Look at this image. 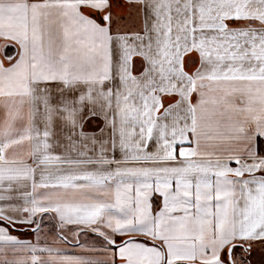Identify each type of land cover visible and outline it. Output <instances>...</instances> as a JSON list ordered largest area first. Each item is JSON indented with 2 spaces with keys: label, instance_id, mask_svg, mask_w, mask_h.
Wrapping results in <instances>:
<instances>
[{
  "label": "snow or ice",
  "instance_id": "6c2138e0",
  "mask_svg": "<svg viewBox=\"0 0 264 264\" xmlns=\"http://www.w3.org/2000/svg\"><path fill=\"white\" fill-rule=\"evenodd\" d=\"M0 264H264V0H0Z\"/></svg>",
  "mask_w": 264,
  "mask_h": 264
}]
</instances>
